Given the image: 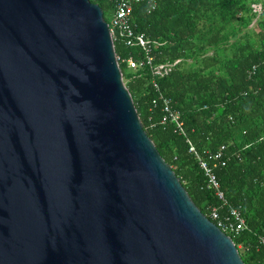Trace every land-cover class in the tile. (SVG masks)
I'll return each mask as SVG.
<instances>
[{"label":"water","instance_id":"obj_1","mask_svg":"<svg viewBox=\"0 0 264 264\" xmlns=\"http://www.w3.org/2000/svg\"><path fill=\"white\" fill-rule=\"evenodd\" d=\"M0 264H244L144 130L90 0H0Z\"/></svg>","mask_w":264,"mask_h":264},{"label":"trees","instance_id":"obj_2","mask_svg":"<svg viewBox=\"0 0 264 264\" xmlns=\"http://www.w3.org/2000/svg\"><path fill=\"white\" fill-rule=\"evenodd\" d=\"M90 1L109 24L114 0ZM131 24L150 40L149 51L118 33L113 43L144 130L210 220L216 223L210 207L220 216L240 212L245 227L229 236L244 264H264V0H158L153 10L138 3ZM160 65L168 69L154 74ZM161 96L179 113L181 129L161 122ZM222 146V156L208 157ZM197 155L212 167L224 200Z\"/></svg>","mask_w":264,"mask_h":264},{"label":"built area","instance_id":"obj_3","mask_svg":"<svg viewBox=\"0 0 264 264\" xmlns=\"http://www.w3.org/2000/svg\"><path fill=\"white\" fill-rule=\"evenodd\" d=\"M144 3L149 10H153L158 5V0H114L113 4V15L111 17L109 26V31L112 36L118 33L122 35L125 39V44L128 46L139 45L147 53L151 48L150 40L146 39L143 33L134 32L131 24V15L133 12V7L135 4ZM118 58V57H117ZM152 57L147 56V61H151ZM130 67H135V63L131 59L128 60ZM168 66L160 65L153 68L154 74H161L166 71ZM156 86V83H153ZM162 100V117L161 122H172L181 129L182 121L180 120L179 113L174 111L169 103V100L161 96ZM224 146H222L217 152L209 154V158H219L223 154ZM190 151L194 152V147L190 146ZM198 157V155H197ZM200 167L204 170L208 186L217 191L220 199L224 200L223 193L219 190L218 180L213 173L212 167L208 164L207 160L198 157ZM209 213L212 219L216 221V225L227 235L230 233H236L245 227V220L240 214V212L235 208H230L228 213L220 216L216 207H210ZM264 243V238L262 239Z\"/></svg>","mask_w":264,"mask_h":264},{"label":"rangeland","instance_id":"obj_4","mask_svg":"<svg viewBox=\"0 0 264 264\" xmlns=\"http://www.w3.org/2000/svg\"><path fill=\"white\" fill-rule=\"evenodd\" d=\"M252 7H253V10H254L255 12H260V11L262 10L260 4H252ZM258 16H259V15H258ZM258 16H257V17H258ZM257 17H254L253 20H252V22H255L256 19H257ZM107 18H108V20H110L111 16L108 15Z\"/></svg>","mask_w":264,"mask_h":264},{"label":"clouds","instance_id":"obj_5","mask_svg":"<svg viewBox=\"0 0 264 264\" xmlns=\"http://www.w3.org/2000/svg\"><path fill=\"white\" fill-rule=\"evenodd\" d=\"M108 23V22H107ZM118 59V58H117Z\"/></svg>","mask_w":264,"mask_h":264}]
</instances>
